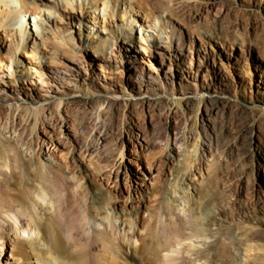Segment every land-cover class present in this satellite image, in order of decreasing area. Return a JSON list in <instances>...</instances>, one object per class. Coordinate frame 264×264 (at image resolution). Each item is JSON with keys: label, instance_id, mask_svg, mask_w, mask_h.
<instances>
[{"label": "rangeland", "instance_id": "obj_1", "mask_svg": "<svg viewBox=\"0 0 264 264\" xmlns=\"http://www.w3.org/2000/svg\"><path fill=\"white\" fill-rule=\"evenodd\" d=\"M129 2L78 0L83 22L60 13L22 51L0 30V264H47L54 240L70 264H264V0H149L193 58L160 20L130 28ZM40 186L61 209L36 213Z\"/></svg>", "mask_w": 264, "mask_h": 264}, {"label": "bare ground", "instance_id": "obj_2", "mask_svg": "<svg viewBox=\"0 0 264 264\" xmlns=\"http://www.w3.org/2000/svg\"><path fill=\"white\" fill-rule=\"evenodd\" d=\"M47 1V2H46ZM86 1H89V4L92 5V10H94V13L99 12V14L103 13V17L107 14L111 17H113L116 8L120 2V0H83V4H85ZM156 3L164 4L166 0H154ZM41 2V3H40ZM76 2L78 3V0H0V30L4 31L5 36L12 35L16 42L17 51H22L25 49V47L28 46L30 42L37 44V39H40L43 43L44 40V33L48 32L46 31V27L48 24L46 21L54 20L56 17L60 15V13H66L67 17L76 20L79 19L75 15L76 13ZM110 3L112 4V7L110 10H108ZM137 4H134L133 2H129V5L127 8H130V15H131V23L130 28L134 29L136 27V24H140L139 27L141 28V32H143V28L145 27L148 29H154L156 28V23H152L154 20L157 22V20H160L161 28L166 31L168 27L171 29L170 32H164L162 31L160 40L166 39L164 37V34L168 35L169 37V44L170 43H176L178 42V54L180 53L182 56H184V48L190 47V52L192 54V58L194 57V37L192 36V33H189V39L191 40L190 43H187L183 31L181 28L176 26L172 21L169 22V26L166 25L165 19L163 18V12H158L154 5H151L149 0H136ZM171 2L168 1V4ZM125 5H127L125 3ZM82 6V5H81ZM144 9L143 17H145L148 21L146 22H140V19L138 18V15L141 14V10ZM83 8V7H82ZM94 13L92 15V24L91 29H97L96 26L98 25L97 18L94 17ZM134 13H137V16L134 15ZM127 14V11L124 12V15ZM33 18L34 21L31 19ZM81 22L83 20L79 19ZM32 22H35V24H39L41 26V29H33L32 28ZM20 23V24H18ZM45 25V26H44ZM45 27V28H44ZM43 28V29H42ZM99 30V29H98ZM65 32H68L69 29L65 28ZM126 33V32H125ZM128 33V32H127ZM129 35V34H128ZM17 39V41H16ZM146 41L150 42L149 38H146ZM71 43V46L77 47L75 43V38L70 37V35L63 36V39L59 46L63 47L64 44ZM98 44H105V40L99 39ZM142 45V44H141ZM202 45L204 47H207V43L202 38ZM198 51L199 59V66L202 67L205 64V59H207V55L205 54L204 57L202 55V47ZM243 53H247L246 49H242ZM105 50L102 49L101 52H104ZM35 57V55L33 56ZM53 59V57L51 56ZM203 58V59H202ZM190 67L189 69L191 71H194V65L195 62L191 60L189 63ZM175 64L172 63V67ZM163 66V65H162ZM172 71V70H169ZM199 69L196 70V74L198 75ZM4 72L0 71V78L3 76ZM197 94H200L202 91L199 90V87L197 85L196 87ZM62 105V102L58 103V108L60 109V106ZM5 172H8L7 169H5ZM37 199L34 200V208L36 213H38V209L40 207H43V203L50 202L52 203L54 208H59L58 202H56L55 198L52 196L50 191H48L44 186H40L39 188H35L34 190ZM8 217L12 219L16 225L23 230L25 233L28 231L26 229V225L23 224L25 221V213L22 210V208H19L17 210H12L7 212ZM95 220V218H94ZM82 226L84 227L85 231H88L89 233L92 231L93 226V217L89 215V213L85 214V218L82 221ZM97 222V220H96ZM100 224H103V222L100 221ZM199 232V231H198ZM3 238L0 236V241H2ZM0 247L3 248L1 257L5 255V247L6 242L0 244ZM251 249L248 250V253L252 251ZM171 250V249H169ZM172 252H178V250H171ZM264 252V250H262ZM48 256L47 264H70L68 260H66L65 251L62 247V244L58 240H54L51 244L50 251L47 253ZM8 257V253L6 254V258ZM14 256L9 257L7 261L4 262V264H9L8 261L12 259ZM165 259L167 263H171L177 258L173 255L166 254Z\"/></svg>", "mask_w": 264, "mask_h": 264}]
</instances>
